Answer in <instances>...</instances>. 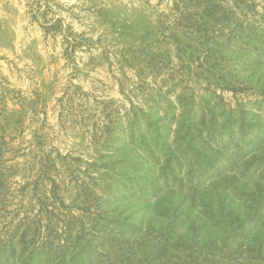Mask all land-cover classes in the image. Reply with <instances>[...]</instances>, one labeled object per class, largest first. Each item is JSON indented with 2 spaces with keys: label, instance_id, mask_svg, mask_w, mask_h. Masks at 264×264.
<instances>
[{
  "label": "rangeland",
  "instance_id": "1",
  "mask_svg": "<svg viewBox=\"0 0 264 264\" xmlns=\"http://www.w3.org/2000/svg\"><path fill=\"white\" fill-rule=\"evenodd\" d=\"M0 118L21 258L264 264V0H0Z\"/></svg>",
  "mask_w": 264,
  "mask_h": 264
},
{
  "label": "trees",
  "instance_id": "2",
  "mask_svg": "<svg viewBox=\"0 0 264 264\" xmlns=\"http://www.w3.org/2000/svg\"><path fill=\"white\" fill-rule=\"evenodd\" d=\"M15 114V113H14ZM13 117H5L6 124L11 125V122ZM13 121H16V117L13 118ZM2 121L0 118V190L6 185H8L9 182V176H8V166H7V159L6 157V148H7V140L6 137L1 133L2 130ZM0 199H1V193H0ZM29 229H27L22 234H18V232H6L4 239L0 240V247L1 250L4 248L10 249V254L12 256L10 258L13 259L14 264H65L68 260L69 255L71 257L76 256L77 252L74 250L72 252L66 251L64 246L54 247L53 240L47 239L43 243L39 242L36 244V239L34 238L35 235H33L32 238H30V243H33V248L29 250V253L24 258H21V255L18 256V251L16 249V246L20 243H27L26 240L29 236Z\"/></svg>",
  "mask_w": 264,
  "mask_h": 264
}]
</instances>
